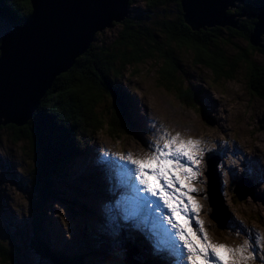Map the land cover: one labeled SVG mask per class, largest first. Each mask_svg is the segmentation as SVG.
<instances>
[{
	"label": "rangeland",
	"instance_id": "374dc122",
	"mask_svg": "<svg viewBox=\"0 0 264 264\" xmlns=\"http://www.w3.org/2000/svg\"><path fill=\"white\" fill-rule=\"evenodd\" d=\"M241 3H245V0H237ZM236 1V2H237ZM147 1L146 0H133L132 4L130 5L129 15L131 17H136L140 19L138 16L134 15V9L137 7L147 8ZM249 3H245V5H248ZM171 8H174V5H170ZM236 7L229 6L227 9L231 12ZM254 8V6H251ZM260 9L255 12L259 15ZM229 13V12H228ZM172 14L176 13L173 12ZM244 15L240 16L239 19L244 23V21H247V16L245 13ZM131 19V18H130ZM121 22L115 23L114 26L108 27L103 31L98 32L97 39H95L94 42H101L106 45V47L113 50L114 48V41L118 37V32L122 28ZM155 27L158 28V40L160 42H166L169 45L168 53L172 57V59L177 60L176 68L178 69L176 73H173L174 82L172 81V84L169 86L165 85V81L161 79V71L162 68L166 67L167 59L162 58L161 55L165 54L164 51L162 52H153L151 56L144 55L142 57L141 62H133L131 64H126L125 62H120L119 60L115 59L114 66H117L119 69L118 73H113L112 75H115L113 77L114 82H117L120 86L124 87L128 90L136 99L137 102V110L132 115L130 120L136 124V126L140 129V135L141 139L143 137L147 139V135L144 133L145 129L144 126V116L146 115L145 108L148 107L150 109V117H156L160 118L163 121H165L172 131L171 135H175L179 133L181 138L183 139H194L201 141L200 147L205 150V154L201 159V163L197 166L200 175L202 174L203 178L208 179V183L206 185V189L210 190L209 186L212 187V191L214 192V195L216 197H220L224 199V207L222 209L226 211V215L222 217L221 225L224 229L216 228V231L212 229V235L217 240H225L227 241V245H232L236 247L235 241L232 243L229 240H233V236H235V230L233 229V233H228V229L231 230L232 228L227 225V222H230V220L240 222L242 219H246L248 222L253 223L257 227L261 228L264 232V199L260 202L261 205H257L256 199L247 198L245 200H240L239 197H236L234 200H230V195H228V187H227V181L230 178V171L228 169H225L224 171H218L217 175L220 176L218 180L213 179V175L211 174L210 167L214 165V162H211L209 158L207 157V154L210 152V150L214 151V147L220 145L223 141L232 140L234 147L231 150H236L237 153H239L240 158L234 157L231 155L230 152L226 153V156L222 158L223 162L226 163V165H232L234 167H237V163L242 160V157L244 156L251 162L253 165H255L257 168H255V173L252 175H256L258 173V166L256 165L255 161L258 162L259 159H262L264 162V100L260 99L254 95H252V91L249 90L248 83L252 82L253 84L257 85V82H253L254 74H253V68L256 64L259 68H264V56L259 53L253 45L250 43V39H247L243 36L244 31L241 29H232L230 26H214V27H207L205 30L202 29L200 31H195L194 33L197 35H204L208 36L212 41L211 44L218 41L221 37H229L230 41H225L221 43H217V46L213 44L212 46L207 47L204 49L206 52H212V50L216 49L218 53L220 54V65H216L215 68L218 70L216 73H214L209 67H207L204 63H202L201 57H203L206 60V53H202L201 56H199V59L197 60L196 55L193 53V50L187 47H182L178 43L170 40V37L173 38H180L179 35H173L172 29L168 28V31H166L164 28H161L159 25H155ZM191 27V26H190ZM219 28L222 29V32L219 33ZM202 32V33H201ZM185 33L184 35H186ZM4 35V34H3ZM212 35V36H211ZM262 35V34H261ZM264 35V34H263ZM182 39V38H180ZM194 42V41H193ZM1 43V42H0ZM203 48L204 46H200ZM119 50L125 51L126 48L124 46H121V48H118ZM212 49V50H211ZM133 48H129V53H132ZM151 54V52H150ZM244 56H247L244 57ZM87 62V59H86ZM85 66V65H84ZM83 66V67H84ZM178 67H181L179 69ZM184 69V70H183ZM193 72L196 75L200 76V79L202 81L198 82V78L194 76L193 74L189 73ZM224 73H226L228 76L227 79H223L222 76ZM191 74V76L189 75ZM111 75V74H110ZM233 75V76H232ZM190 77V81L188 78ZM231 78V79H230ZM257 81L260 80L259 78H256ZM190 83H193L194 86H197L198 92L199 90H202L203 94L200 97V100L203 104V106L207 109V115H204L203 113L198 112L196 105L199 104V100L196 101L195 106H190V101L181 99L177 92L182 90L183 92H188V87ZM201 84H206L209 87L203 88L201 87ZM103 88V86H102ZM180 89V90H179ZM195 90V89H194ZM196 93V91H194ZM213 91V92H212ZM192 92V93H193ZM141 93H148L149 96L152 98L145 99L142 95H137ZM236 93V95H234ZM180 94V93H179ZM197 96V94H196ZM198 99V96H197ZM216 100L215 108H213L214 100ZM220 99V103H219ZM111 98L107 93H102L101 97H98L95 101V107L93 109V113L97 116L98 120L101 121V123H108L110 125L108 130L107 128L102 130H98L95 134V137L101 142L105 144L112 145V148L114 150H120L125 148H139V145L137 142L134 141L133 138H129L126 140L124 138L125 134L121 130L120 124L115 123V117L114 112L111 108ZM188 103V104H187ZM123 106V104H122ZM169 107V109L167 107ZM225 106V109H224ZM78 110H81V113L83 112V106L79 107ZM197 110V111H196ZM100 111V113H99ZM149 111V110H148ZM79 113V112H78ZM136 114V115H135ZM89 117L93 118V114H88ZM247 116V121H246ZM82 119V117H81ZM249 120H252V125L248 123ZM83 122V123H80ZM113 123V124H112ZM72 124V122H71ZM76 124H80L85 127L87 125L86 120H74L73 126H76ZM99 128H101L100 124ZM7 126H0V155H2L4 158H7L10 163H7V166L9 167V170L13 175L17 178H19L20 171L23 172V174H26L28 168L30 165H35L33 161V154H29L28 148V138L24 137L23 140H18L16 143H14L11 139V133L14 135V133L9 130H7ZM116 131L112 130L115 129ZM24 131L22 132V136L25 134V126H22ZM113 127V128H112ZM97 128V129H99ZM89 129L93 131V128L87 127L86 133L90 134ZM69 131V130H68ZM68 135V132H66ZM79 133V132H78ZM49 137H52V133H47ZM129 135L128 133H126ZM120 135V136H118ZM63 135H61L62 137ZM64 135L62 139L65 137ZM91 136L82 135L77 141V145H72L68 139L70 137H67L66 139L67 143H69V154L68 156L66 154L62 155L59 161L62 163L63 168H67L69 172L74 171L76 168H78V162H79V155H76L75 152L81 151V144L87 143L89 141V138ZM54 138V137H53ZM56 141V139H55ZM219 142V143H218ZM126 143V144H125ZM93 143H88V145H93ZM227 148L229 149L230 146L227 145ZM50 149V145H49ZM99 151L101 149L97 147ZM234 153V151H232ZM7 153V155H6ZM82 153V152H80ZM89 154V153H88ZM104 154V152H103ZM105 155V154H104ZM150 155V154H149ZM106 156V155H105ZM109 159H103V161H99L97 158L87 156L86 163H88L89 167H101V168H111L112 163H109V160H113L115 167L118 166L120 168L119 163L114 157H108ZM2 157L0 156V161L2 162ZM243 165V163L241 164ZM111 166V167H110ZM260 169V168H259ZM89 169L84 168V171L88 173ZM134 170V169H133ZM7 169L3 167L2 163H0V188L2 185V192L6 197V203L10 204L13 207V212H15V216H19L20 220L23 222H19L18 225L21 226V229L23 230L24 227L27 225L28 227L32 225V218L28 217L30 215V209L26 211V201L24 198L19 197L18 193L24 195L27 197L28 207L32 204V201H30V198L32 197V193L29 191H26L25 193L20 192L17 188V185L14 183V181L11 178V175H9L7 172ZM57 172V171H56ZM111 174V172L109 171ZM244 173V172H243ZM61 176H65L66 173L61 171ZM198 176V178L200 177ZM76 179H78V182H80V177L77 175H73ZM88 179L92 182L90 183L91 186H98L95 184V182L91 179L93 177L92 173H88ZM2 178L4 180H2ZM28 178V177H27ZM197 178V180H198ZM234 181V180H233ZM47 182L50 184H46L48 186L51 185V180L49 177H47ZM235 182V181H234ZM252 186L255 188V191L253 190V195L259 199V197L264 198V189L260 188L259 185H257L254 181H249ZM81 183V182H80ZM99 183H103L102 180H99ZM131 183L135 184V187L139 189L138 184L136 181L133 180ZM236 183V182H235ZM212 184V185H210ZM83 186V184H81ZM194 186L196 184L194 183ZM59 187H63V189L67 192L70 189V185L67 183L63 184L59 183ZM73 187L75 189L81 188L83 190L82 192H86L89 196V198L83 197L82 195H75V194H69L66 193V200L65 202H62L61 200H54L51 202V198L47 200V203L45 206L48 210L49 218H51L55 222V229H53L54 233L57 234V238L54 236L56 247H61L65 249V246L61 244L60 242L63 241V237L66 235H71V232L68 229H64L62 225L60 224L59 216L55 215L54 212H68V203L70 202L71 197H77L79 200H87L88 205L86 207L87 213H89V205H90V196H92V192L89 190V187L83 186L78 187L77 185L73 184ZM29 190L32 191V186H29ZM100 190L102 191L103 195H108L107 189L104 187H100ZM199 188V187H197ZM243 194V192H240ZM141 195V193H140ZM143 195V194H142ZM199 197H197L198 202H202V205L206 202V199L202 197L200 192L197 193ZM30 197V198H29ZM102 199L103 204L107 206L108 203H106V199ZM1 191H0V204H1ZM21 208V209H20ZM203 209V208H202ZM140 210H143V215L140 216L139 210L133 215L136 218H141V223L148 227V230H151L153 226L157 230H167L164 227V220H159L152 224L151 222V210L148 208V204L144 205ZM24 211L28 213V215H24ZM103 216H101V224H103L104 228L108 231L107 227V219L108 216L110 217V214L106 211L105 208H103ZM211 212V210H209ZM19 214V215H16ZM22 214V215H21ZM200 213H196L195 216L190 212L188 216L191 219H195L201 217L202 215ZM22 216V217H21ZM171 214L168 213L166 217H170ZM210 216V215H209ZM89 217V215H88ZM206 218V216L204 215ZM160 218V217H159ZM186 218V217H185ZM2 219H4V223L7 225H11V222L7 220L6 215H2ZM14 219V218H13ZM90 219V218H89ZM188 219V218H187ZM88 220V219H87ZM117 220V217L116 219ZM189 220V219H188ZM190 221V220H189ZM220 221V217L218 219ZM225 223H224V222ZM16 222V221H15ZM88 222V221H87ZM173 223L176 222L175 218L172 220ZM191 224H193L192 221H190ZM208 224H212L213 221L208 217ZM206 222V224H207ZM159 223V224H158ZM195 223V222H194ZM224 223V224H223ZM237 225V223L235 222ZM17 225V227H19ZM41 228L46 230H49L48 226H45L44 222H41ZM195 223V227H196ZM139 230L141 233H144L143 228L139 225ZM195 227L193 230H195ZM92 229V226H91ZM32 231V228H31ZM93 231V229H92ZM174 229L170 233L174 235ZM229 235V239L225 238L227 236V233ZM139 232V231H138ZM167 232H169L167 230ZM153 235L149 237L148 239L152 240V242H156L157 238H155V230H153ZM23 238V235L19 236L17 238L18 244L21 243V240ZM138 238L144 239V236H139ZM97 242H101L102 244L107 243L110 247H113L114 244L108 242L107 240L103 239L101 235L97 236L96 238ZM103 241V242H102ZM120 242V241H118ZM68 243L71 244L70 250L73 251H79L84 256H86L85 251L82 247L78 245L77 240H75V243L73 240L68 241ZM77 245V246H76ZM77 247V248H76ZM168 250V249H167ZM163 251H165L163 249ZM170 252V251H169ZM71 251H64L61 254L67 255L71 261H73V256L70 254ZM171 253V252H170ZM90 256L86 257V264L89 263V261H92V255L89 251ZM72 256V258H71ZM47 257V256H46ZM178 259L177 264H187L186 258L183 254L180 256H176L173 254H170V256H167V260H171L172 258ZM48 258V257H47ZM34 259V258H33ZM114 258H111V261ZM164 261V260H162ZM174 261V263L176 262ZM40 263H43L44 261L40 260ZM77 262V261H76ZM170 262V261H169ZM91 263L99 264L97 261H92ZM151 263H153V260H151ZM173 263V262H172ZM78 264H82L80 261ZM166 264H169L168 262Z\"/></svg>",
	"mask_w": 264,
	"mask_h": 264
},
{
	"label": "trees",
	"instance_id": "16d2710c",
	"mask_svg": "<svg viewBox=\"0 0 264 264\" xmlns=\"http://www.w3.org/2000/svg\"><path fill=\"white\" fill-rule=\"evenodd\" d=\"M146 1L147 8L137 7L134 9V15L138 16L140 19L131 17L128 14V17L121 22L122 28L118 32V37L114 41L113 50L106 47L102 41H92L87 51L76 59L72 69L67 73H63L56 77L53 81L52 87L41 99L32 118L26 125H24V136H22V132L24 131L23 127L13 124L7 126V130L10 129L14 133V135L11 133V137L9 138L14 143L18 140H23L26 135L29 143L27 148L29 151L28 155L33 154L35 165H30L27 170V175L30 177L28 183L33 189L32 191L28 190L32 193L34 199L32 213H40V211L45 212L44 209L45 206H47V200L52 197L64 202V197L62 195L60 196V187L57 184L56 178L57 169H55L57 161H59L62 155L66 156V153L64 152L67 150V146L69 147V143H67L66 139L71 136L69 135L70 130H67L69 136L64 134V123L71 124L72 122L71 125H73L75 119L81 121L83 119L86 120V122L90 121V123L92 122V125L101 123L98 122V118L93 113V109L95 107L96 99L101 97L102 93H107L113 100L114 96H117L118 94L117 89L119 88H116L117 86L113 79L116 74L112 75V73H110L111 68H114L113 72H119L118 67L114 66L115 59L120 62H125L126 64H131L133 62L138 63L142 61L144 55L149 54L148 56H151L153 52L160 53L164 51L165 54H162L161 57L164 59L166 58L167 62L166 67L162 68L161 79L165 81L167 86L172 84V81L174 82L173 73L177 71V60L175 58L172 59L168 53L169 44L166 42H160L157 39V30L159 27H155L156 24L161 28H164L166 31H168V28H171L173 30V35L180 34L179 36L182 39L170 37V40L178 43L182 47L184 46L192 49L197 60L202 53H206V60L201 57L202 63L214 72L218 71L215 66L220 65V54L216 49H211L212 52H206L204 49L213 44L217 46V43L230 41L229 37H221L217 42L211 44L212 40L206 36L205 33L201 36L195 34V31H192V35H189L187 32L191 30V28L183 18L180 4L181 0ZM263 1L264 0H245V3L259 4ZM245 3H239L236 10L235 8L231 12L228 10L229 14L238 16L242 11L244 12L247 8ZM171 4L174 5V8L170 7ZM257 10L255 12H257ZM17 12H19V15ZM173 12L176 13V16L175 14H172ZM30 13V0H0V23L4 26L13 23V21L22 24ZM255 20L256 18L250 17V19H247L244 23L241 20L239 21V29L241 28V30L244 31L243 35L240 36L250 39V34L253 32L254 28L253 22ZM218 29L219 33H221L222 29L219 27ZM6 31L7 30L4 32ZM185 33L187 34L184 35ZM2 34L3 32H0V36ZM121 46H124L126 50H119L118 48H121ZM200 46L204 47L201 48ZM254 47L262 56H264L263 38H261V47ZM129 48H133L132 53H129ZM244 57L247 58V56ZM252 70L255 77L253 78V82H257V85L250 82L249 89L252 91L251 94L264 100V68H259L255 64ZM256 78H259L260 80L257 81ZM189 86H191V83ZM189 91L183 92L180 90L178 93H180L179 96L181 99L186 100V102H191L189 103L190 106H195L196 101L198 100L195 98L194 92L192 91V94ZM200 94L201 90H199V96ZM122 104V107H125V104L121 103V105ZM81 106H83L82 113L81 110H78ZM126 106L129 107V104H126ZM112 107L115 112L116 107L114 105H112ZM195 107H197L198 112L206 115L204 107L199 104ZM67 110H70V113H67ZM89 113L93 114V118L89 117ZM114 117L116 120L115 123L120 124L124 131V128L126 127L122 121L123 117L120 115L118 116L116 112ZM130 118L131 117H129V119ZM89 125L88 122L87 126ZM77 126L78 124L74 127ZM100 126L101 128L103 127L102 125ZM97 128H99V125H97ZM112 130L117 132L116 126L115 129ZM90 131L91 130L89 129L88 132ZM48 132L52 133V137L48 136ZM61 135L66 136L62 139ZM0 163L2 162L0 161ZM6 168L7 171H9L7 166ZM47 177L51 180L50 186L46 185L50 184L47 182ZM41 216L42 213L38 217H35L31 226V233H28V230H24L25 228L22 230L19 225V227L15 225L14 230L10 231V225L7 224L5 226L4 223L0 224V264H42L38 259L36 262L33 260L36 256L42 261H45L48 257V264L56 263L55 260L51 261L50 259L52 254H54V249L56 247L53 249V247L47 243L49 242L47 239L48 230L45 231V229L41 228ZM1 221L3 222L0 212V222ZM43 230L47 240H44L42 236ZM32 233L34 234L32 235ZM21 235H23V238L21 243L18 244L17 238ZM59 255L66 256L60 253ZM66 257L69 258L68 256ZM57 262H59V264H67L68 261L59 257L57 258Z\"/></svg>",
	"mask_w": 264,
	"mask_h": 264
},
{
	"label": "water",
	"instance_id": "95a60500",
	"mask_svg": "<svg viewBox=\"0 0 264 264\" xmlns=\"http://www.w3.org/2000/svg\"><path fill=\"white\" fill-rule=\"evenodd\" d=\"M131 1L30 0L25 22L1 38L0 126L25 124L56 77L72 69L96 34L127 18ZM235 1L181 0L183 18L195 30L238 28V20L227 12ZM263 17L264 12L253 23V45L264 33Z\"/></svg>",
	"mask_w": 264,
	"mask_h": 264
},
{
	"label": "snow or ice",
	"instance_id": "6c2138e0",
	"mask_svg": "<svg viewBox=\"0 0 264 264\" xmlns=\"http://www.w3.org/2000/svg\"><path fill=\"white\" fill-rule=\"evenodd\" d=\"M223 143L226 145L228 142ZM200 144L199 140L183 139L179 133L169 136L165 131L155 145H148L150 155L144 158H132L131 154L120 156L121 161L135 166L134 170L129 168L126 172L129 182L134 178L141 186L137 189L134 183H129L132 196L128 199L133 205L130 214L134 215L151 197L158 198L152 201L157 208L162 201L171 213L166 219L175 232L173 235L167 230H156L157 246L168 249L176 256L183 254L187 264H213L210 257L214 258L215 264H249L251 260H259L260 264H264V249L259 248L258 235L253 243L246 239L236 247L212 243L199 218L195 219V223L200 226L199 232L202 235H198L185 218L189 212L195 216L200 211V205L192 195L200 192L194 186L200 175L197 166L205 154ZM141 192L143 195H140ZM123 199L126 198L121 197L115 202V209L111 206L106 208L110 219L115 220L120 212L128 213L127 209L121 208ZM174 218L175 223L172 222ZM238 227L245 232L252 231L243 225Z\"/></svg>",
	"mask_w": 264,
	"mask_h": 264
},
{
	"label": "bare ground",
	"instance_id": "6f19581e",
	"mask_svg": "<svg viewBox=\"0 0 264 264\" xmlns=\"http://www.w3.org/2000/svg\"><path fill=\"white\" fill-rule=\"evenodd\" d=\"M235 5H233L232 7H234ZM264 11L262 10V9H260V12H259V14H261V13H263ZM263 19H264V17H263ZM16 25H20V23H15ZM7 32V31H6ZM262 35H263V33H262ZM0 45H1V43H0ZM203 94V92H202V90H201V95ZM201 95H200V97H201ZM202 98V97H201ZM31 118H29L28 119V121L30 120ZM69 136V135H68ZM63 137V136H62ZM248 181H252L253 182V180L252 179H250V178H248ZM222 217H223V215L222 216H220V223H221V221H222ZM224 222V221H223ZM225 223V222H224ZM223 223V224H224ZM222 224V223H221ZM227 225H229V222H227L226 223ZM103 242V241H102ZM100 244H102L101 242H100ZM84 251H87V248H86V246H84V249H83ZM61 254V253H60ZM62 255H64V254H62ZM67 256V255H66ZM86 257V256H85ZM71 258H72V256H71ZM92 261H90V263H91ZM94 262V261H93Z\"/></svg>",
	"mask_w": 264,
	"mask_h": 264
}]
</instances>
